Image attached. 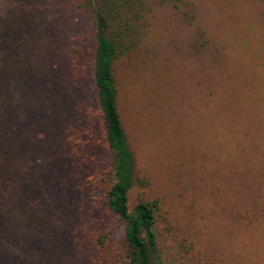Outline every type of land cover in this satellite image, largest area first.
Returning <instances> with one entry per match:
<instances>
[{
  "label": "rangeland",
  "instance_id": "obj_1",
  "mask_svg": "<svg viewBox=\"0 0 264 264\" xmlns=\"http://www.w3.org/2000/svg\"><path fill=\"white\" fill-rule=\"evenodd\" d=\"M75 2L0 0V139L31 181L53 191L38 212L23 209L27 221L0 223V264H93L97 230L125 247V223L103 193L67 185L59 166L44 162L70 113L97 107L91 75L78 83L67 69L74 44L87 64L95 45ZM192 2L191 24L168 7L155 11V65L122 75L136 172L189 185L173 204L196 236L199 261L264 264V0ZM95 141L96 162L109 168L103 133Z\"/></svg>",
  "mask_w": 264,
  "mask_h": 264
},
{
  "label": "trees",
  "instance_id": "obj_2",
  "mask_svg": "<svg viewBox=\"0 0 264 264\" xmlns=\"http://www.w3.org/2000/svg\"><path fill=\"white\" fill-rule=\"evenodd\" d=\"M74 5L89 16L95 45L87 64L83 46L74 44L69 50L67 69L78 83H85L91 75L97 107L70 113V123L62 129L60 148L44 162L50 167L59 166V175L64 183L69 182L67 185L78 183L88 195L97 194L98 190L103 193L106 208L125 223L124 248L113 246L106 231L92 234L100 253L93 264H209L199 261L201 250L196 236L190 227L183 226L174 207L179 202L175 196L180 198L189 185L185 183L178 188V184L136 172L137 152L122 83L123 73L136 63L146 68L155 65L157 35L156 29H152L155 11L168 7L182 22L191 24L195 16L192 0H76ZM197 32L202 36L201 31ZM204 42L202 39L196 48ZM42 128L47 129L44 125ZM96 132L103 133L110 149L109 168L99 167L95 160ZM37 137L43 138L42 133ZM14 146L20 152L18 143ZM55 149L56 146L50 150ZM51 193L52 190L30 180L26 166L12 159L4 137L1 138L0 223L27 221L28 214L23 209L38 212L37 207ZM64 193L62 190L59 194Z\"/></svg>",
  "mask_w": 264,
  "mask_h": 264
}]
</instances>
